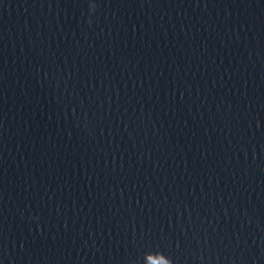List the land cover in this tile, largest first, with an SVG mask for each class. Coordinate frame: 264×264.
<instances>
[{
    "label": "water",
    "instance_id": "1",
    "mask_svg": "<svg viewBox=\"0 0 264 264\" xmlns=\"http://www.w3.org/2000/svg\"><path fill=\"white\" fill-rule=\"evenodd\" d=\"M0 264H264V0H0Z\"/></svg>",
    "mask_w": 264,
    "mask_h": 264
}]
</instances>
